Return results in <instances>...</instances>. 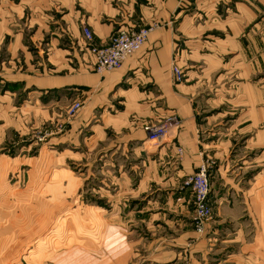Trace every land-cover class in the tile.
<instances>
[{
    "label": "crops",
    "instance_id": "0c3cea01",
    "mask_svg": "<svg viewBox=\"0 0 264 264\" xmlns=\"http://www.w3.org/2000/svg\"><path fill=\"white\" fill-rule=\"evenodd\" d=\"M153 22L120 68L95 71L84 25L98 45ZM0 60L23 64L7 81L26 101L87 95L67 146L101 154L125 264H264V0H2ZM169 115L181 126L149 150L146 127ZM205 160L214 217L200 234L181 185Z\"/></svg>",
    "mask_w": 264,
    "mask_h": 264
},
{
    "label": "rangeland",
    "instance_id": "374dc122",
    "mask_svg": "<svg viewBox=\"0 0 264 264\" xmlns=\"http://www.w3.org/2000/svg\"><path fill=\"white\" fill-rule=\"evenodd\" d=\"M2 64L0 264H125L128 256L122 254L127 250H118L122 246L118 243L125 240L124 233L118 231L124 223L112 219L110 202L97 193L101 186L108 188L101 185V154L84 145L67 146L69 139L81 141L80 129L71 132L70 127L85 108L87 95L43 94L26 101L28 90L7 81L12 80L11 72L22 69L23 64ZM184 80L183 73L182 80L175 82ZM75 102H80L81 108L74 112ZM179 122L163 142L176 133L181 119ZM144 142L150 150L152 144ZM178 156L183 157L180 149ZM203 164L209 172L211 162L205 160L194 173ZM109 171L112 174L111 167ZM106 174L110 178L107 171ZM192 174L184 176L181 189L188 192L194 204L192 187L185 184ZM210 204L213 215L207 224L214 217L211 200ZM139 221L130 223L134 226ZM205 229L200 232L195 228L200 234ZM180 260L187 264L186 259L172 264Z\"/></svg>",
    "mask_w": 264,
    "mask_h": 264
},
{
    "label": "built area",
    "instance_id": "2783aa9c",
    "mask_svg": "<svg viewBox=\"0 0 264 264\" xmlns=\"http://www.w3.org/2000/svg\"><path fill=\"white\" fill-rule=\"evenodd\" d=\"M158 22L143 24L134 29L120 28L113 32L108 42L96 44L92 30L88 26H83L84 36L87 42L89 52L95 58V71L100 74L120 68L124 61L137 53L147 42L151 31L158 27ZM175 80L181 81L183 77L182 70L174 66ZM81 108L80 102L73 104L72 110L75 112ZM179 118L171 116L161 123L146 127V141L152 145H158L167 138L172 130L179 126ZM183 155V150L180 149ZM185 184L192 187L194 195V216L192 223L195 228L202 232L205 225L212 218L213 212L210 204V174L208 168L203 164L199 172L186 178ZM174 264H186L184 261H178Z\"/></svg>",
    "mask_w": 264,
    "mask_h": 264
}]
</instances>
